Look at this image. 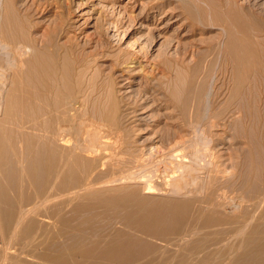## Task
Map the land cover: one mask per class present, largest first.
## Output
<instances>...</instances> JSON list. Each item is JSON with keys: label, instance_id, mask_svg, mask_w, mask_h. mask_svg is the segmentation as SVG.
Here are the masks:
<instances>
[{"label": "rangeland", "instance_id": "rangeland-1", "mask_svg": "<svg viewBox=\"0 0 264 264\" xmlns=\"http://www.w3.org/2000/svg\"><path fill=\"white\" fill-rule=\"evenodd\" d=\"M238 1L243 6H239ZM80 123L81 126H84L83 128H81ZM85 124L90 127L97 125L99 132L104 135L103 141L109 138L108 144H103L106 147L100 148L99 152L105 157L104 159L99 160L93 156H88L87 152L75 150L78 141L76 139H80L81 135L83 137L79 140L80 142L81 140H89V135L86 134L88 127ZM0 127V139H2L0 140V165L2 166V168L0 166V177L2 178H0V190H2L0 202L3 204L7 202L5 206L8 204L6 206V210L9 212H7L8 216L11 214L8 218L4 212V205L0 203L2 205L0 214L3 209V213H5L4 217L2 215L4 221L0 216L2 219L0 222V241L5 240L4 243L0 242V252L5 253V246L7 242L9 244L7 245L9 247L5 253L6 256L0 253V264H9V262L14 264L15 256L19 255L20 250L24 252L22 254L23 259L27 255V258H33L32 253L42 256L47 241L51 239L64 241L65 239L60 230L68 227L59 223L56 219L59 212L51 211V205L47 204L45 196L46 186L48 188L49 185L45 183L48 181L47 168L38 163V171L42 175H36L32 165L30 166L32 155L43 153L54 144L58 149L60 164L67 160V157L69 165L73 162L76 163L75 159L79 155L82 156L80 164L77 163L74 166L78 172L74 170L65 177L67 186L64 194H67L64 198L66 197L68 204L66 203L62 214H66V217L73 216L74 222H78L77 220L87 222H84L85 231L83 229V232L77 230L78 233L82 232L84 238H89L91 232V235H95L93 237L95 239L98 230H100L98 235L101 236L97 235V238H102L103 234V238L104 236L107 237L105 233L112 236L120 230L127 231L128 234L132 233L142 240L146 238L155 244V250L159 247L163 249L157 250L161 254L153 250L145 255V257L149 256L146 259L151 257L150 260L154 261V264H180L181 262H178L180 256L186 255L189 249H192L188 248L191 246L195 249L191 250L192 252L189 251V256H182L184 260L181 257V264L186 262L190 264L193 261L189 259L190 257L195 261L192 264H202V262L214 264L220 258L222 259L216 264H221V261L222 264H235L237 261V264H259L261 262L262 259L254 261L255 258L252 256L250 259L251 256L248 255L264 247L262 246V244L264 245V215H261L264 214V200H262L264 199V0H0ZM75 128L79 130L77 133ZM110 128H113L114 131ZM115 128L119 132L115 131ZM81 129L83 133H81ZM60 130L64 131L60 132ZM68 130L74 131V133H69V135ZM111 130L114 132L113 134ZM74 134H78L79 138ZM61 135H69L67 139L72 140L66 143ZM111 135L116 138L111 137ZM73 136L76 137L73 138ZM114 139L115 141L117 139L118 142H115ZM3 140H6L8 144L4 143ZM119 143L124 144L123 148ZM112 144L119 146L118 148L121 150L118 148V151L115 150L116 146ZM6 145H9V148ZM10 145L12 146L10 147ZM111 147L115 149L112 150ZM107 149L110 150V153H106ZM138 150L141 151L140 154ZM112 151L118 154L112 155ZM132 154H138V158ZM108 157L109 159L113 158L112 162L115 159L116 164L115 162L112 163ZM143 157L144 159H142ZM153 157L154 163H151ZM157 158L159 159L157 160ZM94 159L95 167H100L101 171L97 185H94L96 188L93 187L102 190V196L107 199L113 196L124 198L125 208L117 207L114 204L116 200L113 199L109 202H99L98 206L88 210H79L80 212L73 210L75 204H71L72 198L76 200L80 198L82 200L76 202L83 203L88 201L83 196L91 195L89 192L92 191L89 190L91 186L79 185V181L82 182L81 179L85 181L87 162ZM133 159H139L136 160L138 164ZM142 160L148 163L143 162L142 164ZM103 161L105 166H108L106 169H103L105 168L104 165L102 167ZM155 161H158V164ZM163 162L167 163L168 166ZM185 162L187 163L185 164ZM146 165L149 169H146ZM151 165L156 167L160 174L152 173L154 168ZM115 166L116 168H114ZM136 167L137 170L144 168L147 172L153 169L148 172L150 175H147L145 180V175L148 173L144 174L142 169L140 173L139 171L137 174L135 173L138 177L135 174L132 177L133 174L131 175V173L132 171L133 173L136 172ZM159 167L163 172L159 170ZM3 168L5 170L6 168L7 170L14 168L15 170L10 175L9 171L6 173ZM163 168L169 172H164L165 169ZM178 168L179 170L184 168V170H180V172L177 170ZM189 169L195 172L190 173ZM176 172L177 174H175ZM183 173L185 174L183 175ZM140 174L142 176L144 174L143 180L139 176ZM153 174L154 176L157 175V178H154ZM115 175L119 177V180L116 179L117 176ZM174 175H178L176 176L178 178L180 176L186 177L185 181L181 177L183 180L181 181L186 185V188L187 185L188 187L190 185L189 189L193 188L191 185L194 186V190L191 189V192H195L197 187L205 188L203 189L204 192L200 189L204 195L200 193L199 189L196 190L199 191L198 193L195 192L196 197L199 196L197 199L206 196L205 194H208L211 189H218L219 191H216L213 198L217 203L222 201L223 205L220 204L221 206L217 207L213 206L215 204L206 202L201 204L194 202L186 205L182 209L184 219L181 225L168 230L161 235L162 238H154L126 226L121 217L124 212L130 211V208L131 210L147 212L163 205L166 199L184 200L188 198L189 200L191 197L192 199L195 198L193 192L189 196L190 190L187 194L188 188L184 190L185 186L178 187L181 183L180 178L177 183L179 185L176 186L177 181L175 182V180L177 178ZM242 176L245 177L242 178ZM11 177H15V180ZM127 178L133 181L131 182ZM131 178H135V180ZM169 178H173L171 181L175 182L176 185ZM72 179L77 182H72ZM105 179L109 182H105ZM125 179L129 182L124 181ZM153 179L155 180L153 181ZM202 179L203 181H201ZM60 181H62L61 178L56 179L57 184ZM148 181L151 185L156 184L158 187L153 186L149 189L151 185ZM17 182L19 185L16 184ZM111 182L115 185H112ZM213 182H216V185ZM146 183L149 186L145 185ZM171 184L175 185V190L173 189L174 186L170 188ZM8 186L10 190L7 188ZM97 186L99 187L97 188ZM83 189L84 191H82ZM73 191H76L77 197ZM216 195L217 197H215ZM68 197H71V202ZM248 197L249 199H247ZM57 199H60L59 194ZM40 201L42 205L39 204ZM13 202H15L16 208H14ZM244 202L247 204L245 205ZM239 204L240 207L237 206ZM258 204L259 207L256 208ZM210 205L212 206L210 207ZM31 206L32 208L35 206L33 210L37 209L33 212ZM20 207L24 208L20 210ZM23 209L25 210L23 211ZM212 209L216 211L212 212ZM106 210L107 212L101 215ZM113 210L115 211L113 212ZM27 211L29 212L25 214ZM31 211L32 213H30ZM42 212L46 214L45 218L41 214ZM81 212H88L89 215L88 213L82 215ZM34 213L37 215L34 216ZM26 215L34 218L30 219L25 217ZM97 215L102 217L98 216L97 218ZM109 215L110 218L108 219ZM89 217H93L96 221L92 219L89 223V220L86 219ZM49 218L54 221L51 220L49 223ZM99 218L101 221L98 220ZM25 219L31 221L27 223ZM33 219L35 223L39 221L36 224L35 232L30 235L26 233L27 236H25L22 232L24 227L21 226L23 224L26 226L27 224H35ZM197 219L199 221L196 222ZM18 220H23V222L20 221L22 224H19ZM218 220L221 223H217ZM242 221L244 223L241 226ZM42 222H47V224ZM194 222L197 224H193ZM76 224L74 223V225ZM90 224H94L95 227ZM219 224H223V227L221 225L220 228ZM51 225L53 226L52 229ZM15 226H20V228L15 230ZM185 227L188 228V231ZM57 230H59V234L56 233ZM16 231H21L22 236L19 232L17 235ZM77 231L74 232L77 234ZM92 231L96 234L94 232L92 234ZM249 231L250 233H248ZM257 231H260V237H258ZM42 232L44 233L40 234ZM74 232L70 231L66 237L72 236ZM189 232L192 233H190L191 238ZM76 234L74 235L79 237L80 234ZM16 239L22 244L17 243ZM12 241L17 242L14 245ZM29 241L31 248H29L30 245H27ZM24 243L27 244L24 245ZM256 244L261 246H256ZM34 245L36 246L34 247ZM33 247L36 249L34 250ZM30 249L36 253L32 250L30 252ZM197 252L201 256L200 258H198ZM154 253L159 254V256ZM8 255H10L9 261L7 260ZM154 255L155 257H152ZM204 255L208 262L204 259ZM195 256L201 259V263ZM4 257H6L5 260ZM208 257L211 259L208 260ZM33 259L42 260L35 257ZM165 259L168 260L165 262ZM174 260L177 261L174 263ZM244 260L245 262H243ZM2 261L3 263H1ZM158 261L160 262L158 263Z\"/></svg>", "mask_w": 264, "mask_h": 264}, {"label": "bare ground", "instance_id": "bare-ground-1", "mask_svg": "<svg viewBox=\"0 0 264 264\" xmlns=\"http://www.w3.org/2000/svg\"><path fill=\"white\" fill-rule=\"evenodd\" d=\"M165 1H168V0H165ZM170 1V0H169ZM141 3H143V2H141ZM172 3V2H171ZM238 3V5L239 6H243L242 4H239V1L237 2ZM227 10H229L228 8H227ZM227 21V20H226ZM234 27V26H233ZM227 29V28H226ZM236 29V28H235ZM238 30V29H237ZM18 48H19V46H18ZM26 49V48H25ZM27 50V49H26ZM26 50H24L25 52H26ZM19 51H20V49H19ZM24 54V53H23ZM20 55V54H19ZM21 55H22V53H21ZM231 59V58H230ZM230 62V61H229ZM232 62V61H231ZM232 65V64H231ZM250 92V91H249ZM254 92V91H253ZM124 103V102H123ZM126 106V105H125ZM134 108V107H133ZM125 109V108H124ZM132 110V109H131ZM134 111H136V110H134ZM126 112V111H125ZM130 113V112H129ZM124 114V113H123ZM133 114V113H132ZM74 119H76V117H74ZM87 121V120H86ZM80 122V121H79ZM79 122H77V123H79ZM91 122V121H90ZM84 123V122H83ZM71 125V124H70ZM86 125V124H85ZM91 126H92V124H90ZM58 126V125H57ZM72 126V125H71ZM78 126H79V124H78ZM80 126H81V123H80ZM87 126V125H86ZM97 125H93V127H90V126H87L88 128V131H87V135H89V140L87 139V140H85V141H83V140H81V142L83 141V143H81L79 140L80 139H82L81 137H83L82 135H81V133H83L82 132V129H81V133H79L81 136H80V139H76V141L78 142H76V141H74V142H76V151L78 150V151H83V152H87L88 153V156H93L94 158H96V159H99V160H101L102 158L104 159L105 157L102 155V154H100L99 152H100V148H102V147H106L105 145L103 146V144L105 143V144H108L107 143V140L109 139L108 137V139H105V141H103L102 140V138L104 137V135H102L100 132H99V130H98V128L96 127ZM84 126L82 125L81 126V128H83ZM59 129H60V127H58ZM79 128V127H78ZM78 128H77V130H76V128L74 129V130H76V133L80 130V128H79V130H78ZM86 128V127H85ZM84 128V129H85ZM90 128V129H89ZM102 128V127H101ZM117 128V127H116ZM115 128V131L117 130ZM0 129H1V127H0ZM63 129H65V128H63ZM67 129V128H66ZM87 129H85V130H87ZM100 129V128H99ZM107 129V128H106ZM106 129H104V130H106ZM109 129V128H108ZM110 129H113V128H110ZM73 130V129H72ZM85 130H83V131H85ZM102 130H103V128H102ZM64 131V130H63ZM63 131H61L60 130V132H63ZM93 133H92V132ZM110 131V130H109ZM113 131H114V129H113ZM112 130H111V132H112V134L114 133ZM52 132H54V131H52ZM67 132V131H66ZM106 132V131H105ZM110 132V133H111ZM117 132H119L118 130H117ZM116 132V133H117ZM55 133V132H54ZM57 133V132H56ZM73 134L74 133V131L73 132H71V131H69L68 130V134ZM85 133V132H84ZM65 134H67V133H65ZM69 134V135H70ZM85 134V135H86ZM1 135V134H0ZM11 135V134H10ZM69 135H64L65 137H66V139H65V137L64 136H62V138H64V140H65V142L67 143V141L68 142H70L71 140H69V139H67L68 137L67 136H69ZM74 135H76V134H74ZM84 135V136H85ZM118 135H120L119 133H118ZM78 138H79V135L77 134L76 135ZM76 136H73V138L74 137H76ZM108 136V135H107ZM110 136V135H109ZM7 137V136H6ZM8 137H9V135H8ZM56 137H57V135H56ZM71 137V136H70ZM88 137V136H87ZM111 137H113L112 135H111ZM110 137V138H111ZM118 137V136H117ZM121 137H123L122 135H121ZM57 138H59V137H57ZM61 138V139H62ZM72 138V137H71ZM113 138H116L115 136L113 137ZM7 139V138H6ZM52 139H54V138H52ZM60 139V140H61ZM85 139V138H84ZM112 139V138H111ZM119 139V138H118ZM123 139V138H122ZM0 140H2V139H0ZM58 140V139H57ZM102 140V141H101ZM133 140V139H132ZM4 141V140H3ZM54 141H56V139H54ZM62 141H63V139H62ZM62 141H61V143H62ZM114 141H115V139H114ZM116 141H117V139H116ZM115 141V142H116ZM120 141H122V142H124L123 140H120ZM119 141V142H120ZM6 142V140L4 141V143ZM52 142V141H51ZM51 142H50V144H51ZM58 142V141H57ZM74 142H71L72 144L74 143ZM111 142V141H110ZM118 142V141H117ZM121 142V143H122ZM3 143V142H2ZM7 143V142H6ZM47 143H49V142H47ZM54 143V142H53ZM59 143V142H58ZM65 143V144H66ZM70 143V144H71ZM121 143H119L120 145H121ZM135 143V142H134ZM133 143V144H134ZM8 144V143H7ZM14 144H15V142H14ZM13 144V145H14ZM62 144H64V142L62 143ZM111 144V143H110ZM115 144V143H114ZM114 144H112V145H114ZM117 144V143H116ZM5 145V144H4ZM59 145V144H58ZM67 145H69V144H67ZM124 145V144H123ZM123 145H121V148H123L122 146ZM7 146V145H6ZM12 145H10V147H11ZM33 146V145H32ZM36 146V145H35ZM43 146V145H42ZM73 146V145H72ZM110 146V145H109ZM114 146H116V145H114ZM113 146V147H114ZM113 147H111L110 149H112V150H114L115 148V150H117L118 151V147L119 146H116L114 149H113ZM5 148V147H4ZM7 148H9V145L7 146ZM6 148V149H7ZM67 148H69V147H67ZM108 148V147H107ZM118 148V149H117ZM14 149V148H13ZM34 149H35V147H34ZM45 149V148H44ZM74 149V148H73ZM158 149V148H157ZM29 150V149H28ZM61 150V149H60ZM71 150V149H70ZM119 150H121V149H119ZM142 151H143V149H141ZM62 151H63V149H62ZM68 151H69V149H68ZM74 151V150H73ZM109 151V152H108ZM129 151V150H128ZM139 151V150H138ZM154 151V150H153ZM156 151V150H155ZM64 152V151H63ZM62 152V154H64ZM105 152H106V150H105ZM113 152V153H112ZM111 153H112V155L113 154H118V153H115L114 151H112ZM122 152V151H121ZM140 152L141 151H139V154H140ZM3 153V152H2ZM6 153H7V151H6ZM28 153H29V151H28ZM87 153H85V154H87ZM106 153H110V150H108L107 149V152ZM119 153H120V151H119ZM133 153V152H132ZM153 153V152H152ZM22 154V153H21ZM73 154V153H72ZM121 154V153H120ZM142 154H143V152H142ZM203 154V153H202ZM13 155V154H12ZM98 155V156H97ZM108 155H110V154H108ZM115 155V156H116ZM121 155H123V154H121ZM130 155H131V151H130ZM129 155V156H130ZM132 155H136V154H132ZM155 155V154H154ZM16 156H18L17 154H16ZM68 156V155H67ZM138 156V154L136 155V158H138L137 157ZM163 157H164V155H162ZM166 156V155H165ZM209 156V155H208ZM212 156V155H211ZM5 157V156H4ZM65 157V156H64ZM116 157H118V156H116ZM148 157V156H147ZM160 157V156H159ZM8 158H10V157H8ZM89 158V157H88ZM91 158V157H90ZM119 158H120V156H119ZM118 158V159H119ZM126 158V157H125ZM129 158V157H128ZM131 158V157H130ZM156 158V157H155ZM161 158V157H160ZM187 158V157H186ZM192 158H193V156H192ZM216 158V157H215ZM12 159H13V157H12ZM25 159V158H24ZM70 159V158H69ZM107 159V158H106ZM108 159H109V157H108ZM117 159V158H116ZM124 159V158H123ZM142 159H144V157L142 158ZM150 159H152V158H150ZM159 158H157V160H158ZM162 159V158H161ZM173 159V158H172ZM189 159V158H188ZM3 160H4V158H3ZM9 160H11V159H9ZM71 160V159H70ZM69 160V161H70ZM81 160H82V156H78L76 159H75V162L76 163H71L70 165H69V162H68V157H67V160H65L62 164H60L59 163V158H58V149H57V146H55V144H54V146H50V147H48V149H46L45 150V152H43V153H35V155H32L31 156V163H30V166L32 165V167H33V171L35 172V174L36 175H38V174H41V173H39V171H38V163H40V164H42L43 166H44V168H47L46 170H47V179H48V181L47 182H45V183H47V184H49L48 185V188H47V186H46V190L47 191H45L46 192V195H45V193H44V195L46 196V200H47V204L50 206L51 205V209H50V207L48 206V208L51 210V211H53V212H59V215L57 216V218L56 219H58V221H59V223L60 224H62L63 226L65 225V227H68V228H64V229H62V230H60L61 232L60 233H62L63 234V236L65 237V239H64V241H57V240H54V239H51V240H49V241H47V243H46V246H45V252L43 253V255L42 256H39V255H35L34 253H32V255L35 257V258H37V259H42V260H38V261H36V260H34L32 257L30 258H27L28 257V255H27V257H25L24 259H23V257H22V254L24 253L22 250H20V253H18L19 255H17V256H15V263L14 264H154L153 262L154 261H152V260H150L151 259V257H150V259H146V258H148L149 256H147V257H145V255H147L148 253H150V252H152L153 250H155V244L154 243H152L151 241H148V240H146V238H144L143 240H145V241H143L140 237L139 238H137V237H135V235H133L132 233H130V234H128V232L127 231H118V232H115L114 230H112V231H114L113 233H114V235L112 234V236H111V234H108V233H105V234H107V237H105L104 236V238H103V235H102V238H99L100 236L98 235V233L100 232V230H98L99 232L96 234L94 231H92V234H93V232L96 234V238L94 239L93 237L95 236V235H91V232H90V237L88 238V237H86V238H84V235L82 234V232H83V230H84V228H85V225H84V222L85 223H87L86 221H80L79 222V220H77L78 222H74V219L72 218V217H66L65 215L66 214H62L63 212H64V208H65V206H66V203L68 202V201H66V197L64 198V196L67 194H64L65 193V188H66V186H67V184H66V179H65V177L66 176H69V175H67L69 172H73L74 170H76L75 169V165L77 164V163H79V162H81ZM110 161L111 160H113V158L111 159H109ZM108 160V161H109ZM137 160V159H136ZM135 159H133V161H136ZM139 160V159H138ZM137 160V161H138ZM146 160V159H145ZM153 162L151 161V163H154V157H153ZM194 160V159H193ZM7 161V160H6ZM104 161H106V160H104ZM104 161H103V163H102V167H103V165H104V167L105 168H103V169H106V167H108V166H105V164H104ZM110 161H109V163H110ZM137 161H136V163H137ZM147 161V160H146ZM146 161H141L142 162V164H143V162H145L146 163ZM150 161V160H149ZM165 161V160H164ZM170 161V160H169ZM176 161V160H175ZM191 161V160H190ZM2 162V161H1ZM4 162V161H3ZM2 162V163H3ZM17 162V161H16ZM45 162V163H44ZM107 162V161H106ZM112 162V161H111ZM113 162H115V164H116V161H115V159H114V161ZM112 162V163H113ZM167 162V161H166ZM171 162V161H170ZM212 162V161H211ZM136 163H133V164H136ZM144 163V164H145ZM148 163V162H147ZM146 163V164H147ZM155 163H157L158 164V161L156 162L155 161ZM159 163H160V160H159ZM172 163V162H171ZM182 163H184V162H182ZM182 163H180V164H182ZM187 162H185V164H186ZM215 163V162H214ZM8 164V163H7ZM24 164V163H23ZM80 164V163H79ZM111 164V163H110ZM132 164V165H133ZM138 164V163H137ZM140 164V163H139ZM163 164H165L164 162H163ZM162 164V165H163ZM173 164V163H172ZM4 165V164H3ZM18 165V164H17ZM25 165V164H24ZM106 165H108L107 163H106ZM161 165V164H160ZM161 165V166H162ZM166 166H168V164L166 163L165 164ZM188 165V164H187ZM192 165V164H191ZM1 166V165H0ZM111 166V165H110ZM137 166V165H136ZM147 166L148 165H146V169H149V168H147ZM152 166V165H151ZM154 166H156V164H154ZM157 166H159V165H157ZM160 166V167H161ZM176 166V165H175ZM190 166V165H189ZM215 166V165H214ZM7 167V166H6ZM15 167H17V166H15ZM26 167V166H25ZM25 167H24V169H25ZM42 167V166H41ZM138 167V166H137ZM137 167H136V172L134 171V173H133V171H132V173H131V175H132V177L133 176H135L136 174H137V172L139 171V173H140V170L142 169L143 170V173L144 174H146V173H148V172H150L152 169H150L148 172L147 171H145L144 170V168H141L140 170L138 169L137 170ZM140 167H142V166H140ZM150 167V166H149ZM159 167V168H160ZM171 167V166H170ZM183 167V166H182ZM218 167V166H217ZM220 167V166H219ZM1 168H2V166H1ZM8 168V167H7ZM7 168H6V173H7V171H9V174L10 175H12V173L14 172V168H9L10 170H7ZM78 169H79V167H77ZM84 168V167H83ZM100 168V167H99ZM98 168V166H96L95 167V159L94 160H89L88 162H87V167H86V178H85V181L83 180V179H81V181L82 182H80L79 181V185H87V186H91L90 188H89V190H92V191H89V192H91V195H86V196H83L84 198H86L87 200H85L84 198H83V200H85V201H87V202H83V203H77L76 201H81L80 200V198L78 199V200H76V199H74V198H72V200H73V202H76V203H71L72 205L73 204H75L74 206H73V210L74 211H81V210H83V209H89V208H95L96 206H98V204H99V202H109V201H111V200H113V199H115L116 200V202L114 203L115 205H117V207H120V208H125V204H124V198H121V197H118V196H113V197H111L110 199H107V198H105L104 196H102V190H99V189H95L96 188V186H94L95 184L97 185V181H98V178L100 177V169ZM113 168V167H112ZM114 168H116V166L114 167ZM158 168V169H159ZM167 169H169V167H166ZM172 168V167H171ZM181 168V167H180ZM185 168V167H184ZM184 168L183 169H180V170H184ZM197 168V167H196ZM211 168V167H210ZM216 168V167H215ZM2 169V170H3ZM18 169V168H17ZM16 169V171L18 172V170ZM27 169V168H26ZM30 169H32V168H30ZM102 169V170H103ZM109 169V168H108ZM157 168L155 167L154 168V170L152 171V173H155V174H157L158 172H157V170H156ZM163 169H165V168H163ZM176 169V168H175ZM187 169V168H186ZM198 169V168H197ZM3 170V171H4ZM80 170V169H79ZM156 170V171H155ZM159 170H162L161 168L159 169ZM158 170V171H159ZM177 170H179V168L177 169ZM179 170V171H180ZM188 170V169H187ZM190 170V169H189ZM211 170V169H210ZM41 171H43V170H41ZM77 171V170H76ZM106 171V170H105ZM108 171V170H107ZM110 171V170H109ZM121 171H123V170H121ZM127 171V170H126ZM155 171V172H154ZM165 171H168L169 172V170H164V172ZM171 171V170H170ZM20 172V171H19ZM78 172V171H77ZM111 172V171H110ZM120 172V171H119ZM142 172V171H141ZM160 172V171H159ZM162 172H163V170H162ZM172 172V171H171ZM171 172L170 173H168V177H169V174H171ZM181 172V171H180ZM185 172V171H184ZM190 173H193V172H195V171H193L192 172V170H190L189 171ZM188 172V173H189ZM203 172V171H202ZM104 173V172H103ZM129 173V172H128ZM126 174V175H128L129 177H131L129 174ZM136 173V174H135ZM138 173V174H139ZM186 173V172H185ZM185 173H183V175L185 174ZM190 173H189V175H190ZM198 173V172H197ZM3 174V173H2ZM19 174V173H18ZM54 174H55V176H54ZM80 174V173H79ZM106 174H108L107 172H106ZM116 174V173H115ZM120 174V173H119ZM135 174V175H134ZM144 174H143V176L140 174L139 176H141V178L142 177H144ZM158 174H160V173H158ZM175 174H177V172L175 173ZM179 174H181V173H179ZM5 175V174H4ZM22 175V174H21ZM20 175V176H21ZM42 175V174H41ZM40 175V176H41ZM83 175V174H82ZM124 175V174H123ZM126 175H124V176H126ZM147 175H150L149 173L148 174H146L145 175V180H146V178L148 177ZM162 175V174H161ZM160 175V176H161ZM164 175H165V173H164ZM167 175V174H166ZM3 176V175H2ZM7 176H8V174H7ZM18 176V175H17ZM110 176H111V174H110ZM115 176H117V175H115ZM127 176V177H128ZM137 176V175H136ZM147 176V177H146ZM153 176H154V174H153ZM157 176V175H156ZM156 176H154V178L156 177ZM175 176V175H174ZM173 176V177H174ZM176 176H178V175H176ZM175 176V177H176ZM195 176V175H194ZM198 176V175H197ZM6 177V176H5ZM16 177V176H15ZM14 177V178H15ZM32 177V176H31ZM42 177V176H41ZM74 177H76V176H74ZM114 177V176H113ZM121 177V176H120ZM138 177V176H137ZM137 177H136V179H137ZM167 177V176H166ZM171 177V176H170ZM181 177H182V179H184V181H185V178H184V176H180L179 178H180V181L182 180L181 179ZM245 177V176H244ZM243 176H242V178H244ZM251 177V176H250ZM254 177V176H253ZM1 178V177H0ZM8 178V177H7ZM12 178V177H11ZM14 178H12V179H14ZM18 178V177H17ZM21 178V177H20ZM59 179V178H61L62 179V181H60V183L59 184H57L56 183V179ZM119 177L117 176V180H119L118 179ZM123 178H126V177H123ZM150 178L152 179V176H150ZM157 178V177H156ZM159 178V177H158ZM177 178V180H175V182H176V184L178 183V177H176ZM176 178H174V179H176ZM195 178V177H194ZM199 178V177H198ZM255 178V177H254ZM2 179V178H1ZM128 179V178H127ZM127 179H125L124 181H127ZM131 179H134L135 180V178H131ZM160 179V178H159ZM162 179V178H161ZM170 179V178H169ZM168 179V180H169ZM173 179V178H172ZM172 179H170V181L172 180ZM217 179V178H216ZM5 180V179H4ZM15 180V179H14ZM32 180V179H31ZM38 180V179H37ZM115 180V179H114ZM117 180H115V181H117ZM129 180V179H128ZM141 180V179H140ZM142 180H143V178H142ZM148 180V179H147ZM150 180V179H149ZM155 179H153V181H154ZM167 180V179H166ZM187 180V179H186ZM200 180V179H199ZM3 181V180H2ZM1 181V182H2ZM8 181V180H7ZM18 181V180H17ZM74 181H76V180H73L72 179V182H74ZM113 181V180H112ZM115 181H114V183H115ZM121 181V180H120ZM119 181V183H121ZM129 181H131V180H129ZM129 181H127V183L129 182ZM133 181V180H132ZM131 181V182H132ZM137 181V180H136ZM151 181V180H150ZM152 181V182H153ZM157 181V180H156ZM170 181H167V182H170ZM174 181V180H173ZM179 181V182H180ZM183 181V180H182ZM181 181V183H183ZM201 181H203V179L201 180ZM211 181V180H210ZM250 181H251V179H250ZM14 181L12 180V183H13ZM43 182V181H42ZM49 182V183H48ZM68 182V181H67ZM77 182V181H76ZM76 182H74V183H76ZM104 182V181H103ZM105 182H107L106 181V179H105ZM109 182V181H108ZM107 182V183H108ZM138 182H139V179H138ZM149 182V181H148ZM151 182V183H152ZM158 182V181H157ZM166 182V181H165ZM164 182V183H165ZM172 182V181H171ZM170 182V183H171ZM175 182H172L173 184H175ZM186 182H188V180L186 181ZM193 182V181H192ZM197 182H199V181H197ZM196 182V183H197ZM247 182V181H246ZM255 182V181H254ZM113 183V184H114ZM125 183V182H124ZM136 183V182H135ZM156 183V182H155ZM180 183V186H178L179 184H175L176 186H178V187H181V185H183V186H185V189L184 190H186L187 188V190H186V192H187V194L189 193V192H191V189H193L194 188V186H192L191 185V187H193V188H190L189 189V187H190V185H189V187H188V185H187V188H186V185H184V183L183 184H181ZM190 183V182H189ZM189 183H187V184H189ZM199 183H203V182H199ZM215 183V185H216V182H213V184ZM2 184V183H1ZM9 185H10V182L8 183ZM16 184H18L19 185V183L17 182ZM24 184V183H23ZM44 184V183H43ZM70 184H71V182H70ZM104 185H105V183H103ZM111 184H112V182H111ZM112 184V185H113ZM118 184V183H117ZM131 184V183H130ZM134 184V183H133ZM143 184V183H142ZM141 184V185H142ZM149 184H150V182H149ZM149 184H145V185H147V186H149ZM162 184V183H161ZM167 184V183H166ZM173 184H171L170 185V188H171V186L173 187L174 186V190H175V185H173ZM186 184V183H185ZM206 184H208V183H206ZM210 184V183H209ZM218 184V183H217ZM249 184V183H248ZM252 184V183H251ZM99 185V184H98ZM115 185V184H114ZM151 185V184H150ZM194 185H196V186H199V185H197V184H194ZM212 185V184H211ZM242 185V184H241ZM74 186V185H73ZM95 188H94V187ZM100 186V185H99ZM99 186H97V188L99 187ZM107 186H109L108 184H107ZM107 186H104V187H107ZM121 186V185H120ZM125 186V185H124ZM144 186V185H143ZM158 187V185L156 186V184H154V185H151V186H149V189H151L152 187ZM166 186H168V185H166ZM183 186H182V188H183ZM195 186V187H196ZM201 186V185H200ZM204 186V185H203ZM250 186V185H249ZM251 186H253V185H251ZM255 186V185H254ZM5 187V186H4ZM17 187V186H16ZM15 187V188H16ZM77 187V186H76ZM85 187V186H84ZM100 187H103V186H100ZM116 187V186H115ZM163 187V186H162ZM177 187V188H178ZM206 187V186H205ZM208 187V186H207ZM206 187V188H207ZM211 187V186H210ZM213 187V186H212ZM215 188H216V186H214ZM217 187H219V186H217ZM241 187V186H240ZM8 189H9V186L7 187ZM14 188V187H13ZM68 188V187H67ZM88 188V187H87ZM147 188V187H146ZM145 188V189H146ZM169 188V187H168ZM203 188V187H202ZM234 188V187H233ZM22 189V188H21ZM80 189V188H79ZM148 189V188H147ZM166 189V188H165ZM197 189H199V191H200V193H202L203 194V192H204V190L203 189H205V188H203V189H201V187L199 188V187H197ZM196 189V190H197ZM203 191H201V190ZM211 189V188H210ZM225 189V188H224ZM251 189H252V187H251ZM254 189V188H253ZM255 189H256V187H255ZM10 190V189H9ZM9 190H8V192H9ZM15 190V189H14ZM45 190V189H44ZM67 190V189H66ZM85 190H86V188H85ZM167 190V189H166ZM177 190V189H176ZM190 190V191H189ZM194 190V189H193ZM195 190V192H199V191H196ZM240 190V189H239ZM71 191V190H70ZM77 191V190H76ZM76 191H73L74 192V195H76ZM81 191V190H80ZM82 191H84V189L82 190ZM181 191H183V190H181ZM189 191V192H188ZM207 192H208V190H206ZM216 191H219L218 189H211V191L208 193V194H205L206 196H204V197H200L199 199H197L198 197H196V193L194 192V191H192L193 193H194V195H195V198H193L192 199V197H191V199L189 198V200H188V198H186V199H184V200H177V199H175V200H173V198L172 199H166V200H164V203H163V205H160L158 208H155L154 210H148L147 212H144V211H142V210H131V208H130V211H127L126 213L124 212L123 213V216L121 217L122 219V221H123V223L126 225V226H128L129 228H134V229H136L137 231H139V232H141V233H144L145 235H148V236H153L154 238H156V237H158V238H160L161 237V235H163L164 233H166L168 230H172L173 228H175L176 226H178L179 224L181 225V222L183 221V212H182V209L186 206V205H189V204H193L194 202H198V203H203V202H206V203H210V204H215V205H213V206H217V207H220L221 205L220 204H222L223 205V203H222V201H218L219 203H217L216 201H215V199L213 198V195H215L216 194ZM224 191V190H223ZM222 191V192H223ZM227 191V190H226ZM225 191V192H226ZM231 191V190H230ZM0 192L2 193V190H0ZM14 192V191H13ZM22 192H23V190H22ZM172 192H174V191H172ZM186 192H185V194H186ZM192 192L191 193H189V196H191L192 195ZM207 192H205V193H207ZM228 192V191H227ZM247 192V191H246ZM87 193V192H86ZM177 193V192H176ZM179 193V192H178ZM219 193H221V192H219ZM229 193V192H228ZM231 193V192H230ZM4 194V193H3ZM19 194V193H18ZM59 194V198L60 199H57V195ZM69 194V193H68ZM72 194V193H71ZM82 194V193H81ZM184 194V195H185ZM226 194V193H225ZM238 194V193H237ZM246 194V193H245ZM249 194H251V193H249ZM2 195V194H1ZM6 195V194H5ZM20 195H21V192H20ZM144 195V194H143ZM204 195V194H203ZM217 195H218V193H217ZM217 195L215 196V197H217ZM228 195V194H227ZM264 195V194H263ZM7 196V195H6ZM23 196V195H22ZM45 196H43L44 197V199H45ZM68 196H70V194L68 195ZM78 196V194L76 195V197ZM146 196H148V195H146ZM241 196V195H240ZM248 196H251V195H248ZM1 197V196H0ZM4 197V196H3ZM36 197V196H35ZM80 197V196H79ZM149 197V196H148ZM220 197V196H219ZM219 197H218V199H219ZM221 197H223V196H221ZM246 197V196H245ZM258 197V196H257ZM6 198V197H5ZM20 199H21V197H19ZM68 198H70V202H71V197H68ZM238 198V197H237ZM244 198V197H243ZM253 198V197H252ZM260 198V197H259ZM25 199V198H24ZM23 199V200H24ZM37 200H38V198H36ZM147 199V198H146ZM156 199V198H155ZM180 199V198H179ZM183 199V198H182ZM240 199V198H239ZM247 199H249V197L247 198ZM247 199H245V200H247ZM10 200V199H9ZM34 200V199H33ZM36 200V201H37ZM42 200H43V198H42ZM41 200V201H42ZM69 200V199H68ZM153 200V199H152ZM231 200V199H230ZM262 200H264V199H262ZM7 201V200H6ZM41 201H40V203L39 204H41L42 205V203H41ZM136 201V200H135ZM134 201V202H135ZM226 201H227V199H226ZM236 201H238V202H240L239 200H236ZM242 201V200H241ZM244 201V200H243ZM260 201V200H259ZM4 202V201H3ZM31 202V201H30ZM228 202V201H227ZM263 202V201H262ZM0 203H2V202H0ZM7 203V202H6ZM6 203H2L3 205H4V207H5V210H4V212H6V214H7V217L9 218L10 216H11V214H10V216H8V211L6 210V206L8 205H6L5 206V204ZM14 204H13V206L14 205H16L15 204V202H13ZM23 203V202H22ZM33 203H35L34 201H33ZM43 203H46V202H43ZM150 203V202H149ZM226 203V202H225ZM224 203V204H225ZM229 203V202H228ZM228 203H227V205H228ZM243 203V202H242ZM21 204V203H20ZM68 204V203H67ZM70 204V203H69ZM128 204V203H127ZM236 204H238V203H236ZM244 204H245V202H244ZM247 204V203H246ZM245 204V205H246ZM1 205V204H0ZM35 205V204H34ZM40 205V206H41ZM46 205V204H45ZM71 205V206H72ZM132 205V204H131ZM130 205V206H131ZM147 205H149V204H147ZM206 205V204H205ZM208 205V204H207ZM230 205V204H229ZM232 205H233V203H232ZM244 205V206H245ZM21 206H23L22 204H21ZM36 206H37V204H36ZM109 206V205H108ZM138 206V205H137ZM212 205H210V207H211ZM226 206V205H225ZM231 206V205H230ZM238 207H240V204L239 205H237ZM0 207H2V205L0 206ZM25 207V206H24ZM24 207H20L19 209L21 210V208H24ZM30 207V206H29ZM35 206H33V208H34ZM117 207H115V208H117ZM136 207V206H135ZM209 207V206H208ZM207 207V208H208ZM234 207L236 208V205H235V202H234ZM242 207V206H241ZM252 207H255V206H252ZM257 207H259V204H258V206L256 205V208ZM261 207V206H260ZM14 208H16L15 206H14ZM27 208V207H26ZM33 208H32V206H31V210H33ZM42 208H43V206H42ZM45 209H46V207H44ZM47 208V210H49ZM67 208H68V206H67ZM66 208V209H67ZM127 208H128V206H127ZM231 208V207H230ZM35 209H37V208H35ZM34 209V210H35ZM70 209V208H69ZM99 209V208H98ZM97 209V210H98ZM101 209H103V208H101ZM111 209V208H110ZM109 209V210H110ZM129 209V208H128ZM144 209V208H143ZM147 209V208H146ZM195 209V208H194ZM226 209H228V208H226ZM255 209V208H254ZM3 210H2V213H3ZM9 210V209H8ZM19 210V212H21ZM25 209H23V211H24ZM34 210H33V212H34ZM41 210V209H40ZM49 210V211H50ZM94 210V209H93ZM93 210H90L91 212L93 211ZM112 210V209H111ZM115 210H117V209H115ZM115 210H113V212L115 211ZM125 210V209H124ZM206 210V209H205ZM210 210V209H209ZM231 210V209H230ZM232 210H234L233 208H232ZM252 210V209H251ZM30 211V210H29ZM29 211H27L25 214H27ZM44 211H46V210H44ZM79 211V212H80ZM123 211V210H122ZM194 211V210H193ZM192 211V212H193ZM208 211V210H207ZM213 211H216V210H214V209H212V212ZM8 212V213H7ZM36 212V211H35ZM40 212V211H39ZM39 212H38V214H39ZM47 212V211H46ZM71 212H72V210H71ZM89 212V211H88ZM88 212H86V213H88ZM90 212V213H91ZM104 212H107V210L106 211H103V213H101V215H103L104 214ZM109 212H112V211H109ZM204 212V211H203ZM210 212H211V210H210ZM209 212V213H210ZM221 212H222V210H221ZM233 212V211H232ZM0 214V216H1V218H2V215H3V217L5 216L4 214L5 213H3V214ZM14 213H15V210H14ZM30 213H32V211L30 212ZM29 213V214H30ZM37 213V212H36ZM50 213V212H49ZM82 213V215L85 213H83V212H81ZM85 213V214H86ZM244 213H245V211H244ZM21 214V213H20ZM28 214V215H29ZM35 214V213H34ZM41 214H43L44 215V218L46 217V214H44L43 212L41 213ZM68 214V213H67ZM71 214V213H70ZM119 214V213H118ZM125 214V215H124ZM198 214V213H197ZM202 214V213H201ZM204 214V213H203ZM207 214V213H206ZM13 215H15V214H13ZM37 214H35L34 216H36ZM48 215V214H47ZM74 215V214H73ZM76 215H77V213H76ZM81 215V214H80ZM88 215H89V213H88ZM87 215V216H88ZM205 215V214H204ZM208 215V214H207ZM236 215V214H235ZM262 216L264 215L263 213L261 214ZM17 216H18V214H17ZM22 216V215H21ZM24 216V215H23ZM40 216V215H39ZM48 216H51V215H48ZM98 216L99 217H102V216H100V215H97V218H98ZM119 216V215H118ZM251 216V215H250ZM250 216H249V218H250ZM262 216H260L261 218H262ZM15 217V216H14ZM19 217V216H18ZM25 217H28L27 215L25 216ZM24 217V218H25ZM41 217V216H40ZM39 217V218H40ZM80 218H82L81 216H79ZM96 217V216H95ZM108 217V216H107ZM188 217V216H187ZM197 217V216H196ZM203 217H205V216H203ZM240 217V216H239ZM260 217H258V218H260ZM0 218V222H2L1 220L3 219V221H4V218H2L1 219ZM21 218H23V217H21ZM28 218H30V217H28ZM32 218H34V217H31L30 219H32ZM43 218V217H42ZM43 218V219H44ZM110 218V215H109V217H108V219ZM214 218V217H213ZM243 218V217H242ZM5 219H7V218H5ZM13 219V218H12ZM38 219V218H37ZM36 219V220H37ZM41 219V218H40ZM39 219V220H40ZM50 219V218H49ZM86 219H88L89 220V223H91V221H92V219H94L93 217H89V218H86ZM101 218H99L98 220H100ZM120 219V218H119ZM199 219V218H198ZM196 220V222L197 221H199V220ZM24 220V219H23ZM23 220H18L19 221V224L21 223V222H23ZM25 220H27V219H25ZM51 220H53V219H50V221H49V223L51 222ZM95 220V219H94ZM103 220V219H102ZM113 220V219H112ZM190 220V219H189ZM193 220V219H192ZM204 220H205V218H204ZM241 220V219H240ZM240 220H238V221H240ZM246 220V219H245ZM6 221V220H5ZM8 221H9V219H8ZM21 221V222H20ZM31 220H27V223H29ZM54 221V220H53ZM71 221H73L74 223H77L76 225H74V223L73 222H71ZM96 221V220H95ZM101 221V220H100ZM202 221H203V219H202ZM13 222V221H12ZM33 222L35 223V220L33 219ZM56 222V221H55ZM103 222V221H102ZM113 222V221H112ZM116 222V221H115ZM185 222V221H184ZM196 222H194L193 224H195ZM231 222V221H230ZM6 223H7V221H6ZM9 223V222H8ZM10 223H11V221H10ZM9 223V224H10ZM15 223H16V220H15ZM18 223V222H17ZM38 223H39V221H38ZM37 222L35 223V224H27V226L26 225H22L21 227H24V229H23V231L22 232H24V235L27 233V234H32V233H34L35 232V229H36V224H38ZM42 223H46L47 224V222H42ZM53 223V222H52ZM51 223V224H52ZM89 223H88V225H89ZM97 223V222H96ZM217 223H221V221L220 220H218L217 221ZM233 223V222H232ZM235 223V222H234ZM242 223H244L243 221L241 222V226H242ZM1 224V223H0ZM14 224V223H13ZM22 224V223H21ZM99 224V223H98ZM101 224V223H100ZM113 224V223H112ZM120 224V223H119ZM189 224H191V222H189ZM197 224V223H196ZM247 224V223H246ZM15 225V224H14ZM42 225V224H41ZM54 225V224H53ZM55 225L57 226V224L55 223ZM61 225V226H62ZM72 225V226H71ZM90 225H94V224H90ZM124 225V226H125ZM186 225V224H185ZM220 225V224H219ZM222 225V227H223V224H221ZM221 225H220V228H221ZM225 225V224H224ZM230 225H232V224H230ZM239 225V224H238ZM258 225H260V224H258ZM264 225V224H263ZM11 226V225H10ZM39 226V225H38ZM52 226V225H51ZM104 226V225H103ZM107 226V225H106ZM192 226V225H191ZM209 226V225H208ZM218 226V225H217ZM217 226H215L216 228H218ZM234 226H236V225H234ZM12 227V226H11ZM44 227V226H43ZM60 227V226H59ZM94 227H95V225H94ZM201 227V226H200ZM215 227H214V229H215ZM258 227V226H257ZM256 227V229H258ZM260 227V226H259ZM20 228V226L18 227V226H15V230H18ZM41 228V227H40ZM47 228V227H46ZM53 228V226L51 227V229ZM57 228V227H56ZM102 228V227H101ZM127 228V227H126ZM178 228V227H177ZM194 228H195V225H194ZM202 228V227H201ZM236 228V227H235ZM240 228V227H239ZM242 228V227H241ZM251 228H252V226H251ZM0 229H1V227H0ZM6 229V228H5ZM5 229H3V232H5L4 230ZM13 229H14V227H13ZM45 229V228H44ZM54 229H55V226H54ZM70 231H72V232H74V231H77V230H81L82 232H80V233H78L79 231H77V234H76V232H74L73 233V235L72 236H69L68 235V237H66L67 236V233L69 234V230ZM83 229V230H82ZM103 229H105V228H103ZM111 229V228H110ZM113 229H115L116 230V228H113ZM133 229V230H134ZM182 229V228H181ZM185 229L187 230L188 228H186L185 227ZM211 229V228H210ZM234 229V228H233ZM247 229V228H246ZM260 229H261V227H260ZM259 229V230H260ZM11 230H12V228H11ZM47 230H48V228H47ZM59 230H57L56 231V233H58V231ZM132 230V229H131ZM245 230V229H244ZM251 230V229H250ZM262 230V229H261ZM7 232H8V230H6ZM10 231V230H9ZM14 231V230H13ZM20 231V232H21ZM68 231V232H67ZM85 231V230H84ZM108 231V230H107ZM176 231V230H175ZM188 231V230H187ZM187 231H185V232H187ZM191 231V230H190ZM201 231V230H200ZM199 231V232H200ZM210 231V230H209ZM219 231V230H218ZM252 231H254L253 229H252ZM256 231V230H255ZM1 232V231H0ZM7 232H6V235H7ZM11 232V231H10ZM17 232H19V231H16V234H17ZM20 232H19V234H20ZM21 232V233H22ZM53 232V231H52ZM67 232V233H66ZM97 232V231H96ZM127 232V233H126ZM177 232V231H176ZM179 232V231H178ZM192 232H194V231H192ZM213 232H215V231H213ZM224 232V231H223ZM258 232V231H257ZM12 233V232H11ZM10 233V234H11ZM44 232H42V233H40V234H43ZM49 233V232H48ZM47 233V234H48ZM55 233V234H56ZM110 233V232H109ZM190 233L191 232H189L188 234L190 235ZM217 233V232H216ZM221 233V232H220ZM248 233H250V231L248 232ZM260 233V231L257 233V235H258V237H260L259 234ZM9 234V233H8ZM9 234V235H10ZM12 234H14V233H12ZM15 234V236H17ZM23 234V233H22ZM59 234V233H58ZM74 234H76V235H79V237H77V236H75ZM82 234V235H81ZM133 236H132V235ZM185 234V233H184ZM187 234V235H188ZM192 234V233H191ZM194 234V233H193ZM198 234V233H197ZM253 234V233H252ZM255 234V233H254ZM264 234V233H263ZM2 235V234H1ZM21 235V234H20ZM19 235V236H20ZM23 235V236H24ZM34 236H37L36 234H33ZM71 235V234H70ZM97 235L99 236L98 238H97ZM110 235V237H108ZM179 235V234H178ZM212 235V234H211ZM245 235V234H244ZM13 236V235H12ZM14 236V237H15ZM22 236V235H21ZM20 236V237H21ZM25 236H27V235H25ZM80 236H82V237H80ZM87 236H89V235H87ZM91 236H92V238H91ZM182 236H183V234H182ZM11 237V236H10ZM10 237H9V239H10ZM18 237V236H17ZM17 237H15V238H17ZM19 237V238H20ZM29 237V236H28ZM41 237V236H40ZM143 237V236H142ZM178 237V236H177ZM188 237V236H187ZM225 237V236H224ZM228 237V236H227ZM257 237V236H256ZM255 237V238H256ZM6 239H7V237H5ZM5 238H3V239H5ZM13 238V237H12ZM15 238H14V240H15ZM18 238V239H19ZM30 238H32V237H30ZM38 238V237H37ZM62 238V237H61ZM162 238V237H161ZM176 237H174V239H175ZM181 238V237H180ZM190 238H191V235H190ZM189 238V239H190ZM221 238V237H220ZM24 239V238H23ZM63 239V238H62ZM172 239H173V236H172ZM171 239V240H172ZM184 239V238H183ZM17 240V239H16ZM20 240H22V239H20ZM31 240H33V239H31ZM61 240V239H60ZM160 240V239H159ZM176 240H177V238H176ZM175 240V241H176ZM187 240V239H186ZM193 240V239H192ZM215 240V239H214ZM218 240V239H217ZM229 240V239H228ZM231 240H232V238H231ZM264 240V239H263ZM2 241V243H4V241L3 240H1ZM0 241V242H1ZM18 241V240H17ZM16 241V242H17ZM22 241H24V240H22ZM28 241V240H27ZM183 241V240H182ZM226 241H227V239H226ZM253 241V240H252ZM13 243H14V241H12ZM16 242L14 243V245L16 244ZM25 242V241H24ZM186 242V241H185ZM229 242H230V240H229ZM232 242V241H231ZM235 242V241H234ZM248 242H249V240H248ZM247 242V243H248ZM256 242V241H255ZM17 243H19V241L17 242ZM28 243V242H27ZM26 243V244H27ZM30 241H29V244H27V245H30ZM44 243V242H43ZM174 243V242H173ZM173 243H171V244H173ZM253 243H254V241H253ZM261 243V242H260ZM264 243V242H263ZM10 244H11V242H10ZM19 244H22V242L21 243H19ZM25 243H24V245H26ZM185 244V243H184ZM183 244V245H184ZM216 244V243H215ZM241 244V243H240ZM5 245H6V243H5ZM7 245H9L8 244V242H7ZM5 246V253H6V250H7V248L9 247V246ZM24 245H21V246H24ZM36 245H37V243H36ZM36 245H34V247L36 246ZM187 245V244H186ZM190 245V244H189ZM222 245V244H221ZM225 245V244H224ZM242 245V244H241ZM247 245H249V244H247ZM253 245V244H252ZM258 245H260V244H258ZM257 244H256V246H258ZM17 246H18V244H17ZM38 246H39V244H38ZM165 246H166V244H165ZM181 246V245H180ZM188 246V245H187ZM205 246V245H204ZM227 246V245H226ZM244 246V245H243ZM254 246V245H253ZM261 246V245H260ZM259 246V247H260ZM262 246H264L263 244H262ZM1 247H3V245H1ZM25 247V246H24ZM32 246L30 245V247L29 248H31ZM33 247V248H34ZM183 247V246H182ZM219 247V246H218ZM221 247V246H220ZM17 248V247H16ZM160 248V247H159ZM159 248H157V250L159 249ZM164 248V247H163ZM188 248H192L191 250H193V249H195V248H193L192 246L191 247H188ZM216 248H217V245H216ZM230 248V247H229ZM231 248H232V246H231ZM230 248V249H231ZM234 248V247H233ZM2 249V248H1ZM4 249V248H3ZM11 249V248H10ZM36 248H34V250H35ZM184 249V248H183ZM186 249H187V247H186ZM209 249V248H208ZM213 249V248H212ZM218 249V248H217ZM255 249V248H254ZM12 250V249H11ZM32 249H30V252H35L34 250H32ZM157 250H155V251H157ZM160 250H163L162 248H160ZM190 249H189V251H191ZM197 250V249H196ZM213 250H215V248L213 249ZM212 250V251H213ZM219 250V249H218ZM228 250V249H227ZM2 251V250H1ZM37 251V250H36ZM187 251V250H186ZM189 251H188V253H189ZM199 251V250H198ZM158 253H160L159 251H157ZM168 252V251H167ZM183 252V251H182ZM192 252V251H191ZM195 252V251H194ZM204 252V251H203ZM229 252V251H228ZM249 252V251H248ZM0 253H3V252H0ZM5 253H3V254H5ZM36 253V252H35ZM38 253L40 254V252L38 251ZM184 253V252H183ZM187 253V252H186ZM188 253L186 254L187 256H189L188 255ZM196 253V252H195ZM220 253V252H219ZM155 254V253H154ZM161 254V253H160ZM165 254V253H164ZM197 254L199 255V253L197 252ZM204 254H206V253H204ZM217 254H218V252H217ZM216 254V255H217ZM232 254V253H231ZM153 255V254H152ZM156 255V254H155ZM155 255L154 256H152V257H155ZM171 255V254H170ZM181 255H182V253H181ZM186 255H182L183 257L185 256L186 257ZM191 255V254H190ZM207 255H208V253H207ZM206 255V256H207ZM234 255V254H233ZM244 255V254H243ZM246 255V254H245ZM4 256V255H3ZM5 256H6V254H5ZM30 256V255H29ZM156 256H159V254L158 255H156ZM163 256V255H162ZM177 256V255H176ZM178 256H179V253H178ZM182 256H180V258H179V260H178V262L180 261L181 263H182V261L180 260L181 259V257ZM192 256V255H191ZM220 256H221V254H220ZM230 256V255H229ZM249 257H250V259L252 258V256L255 258L254 259V261H256L257 259H262L261 260V262H259V264H263L264 263V247H262L261 249H259V250H257V251H255V252H253L252 254L250 253L249 255H248ZM0 257H1V254H0ZM8 257H10V255H8L7 256V260H8ZM182 257V258H183ZM201 256L199 255L198 256V258H200ZM204 257H205V255H204ZM203 256H202V258H204ZM209 257H211V256H209ZM208 257V260L209 259H211V258H209ZM217 257V256H216ZM166 258V257H165ZM189 258V257H188ZM195 258H196V256H195ZM198 258H196V259H198ZM246 258H248V257H246ZM6 259V257H4V260ZM10 259V258H9ZM154 259V258H153ZM160 259V258H159ZM175 259V258H174ZM186 259V258H185ZM189 259H192L193 261L191 262V260H189L190 262V264H192L193 262H195L194 261V259L193 258H189ZM204 259H206V261H207V257H205ZM213 259V258H212ZM222 258H220L219 260H217L216 261V263L217 262H219L220 260H221ZM238 259V258H237ZM249 259V258H248ZM249 259V260H250ZM6 260V261H7ZM154 260H156V259H154ZM158 260V259H157ZM166 260H168V259H165V262H166ZM182 260H184V258L182 259ZM198 260H200V263H201V259H198ZM226 260V259H225ZM235 260V259H234ZM241 260V259H240ZM239 260V261H240ZM243 260V259H242ZM9 261V260H8ZM171 261H173V260H171ZM175 261H177V260H174V263H175ZM188 261V260H187ZM211 261V260H210ZM209 261V262H210ZM213 261V260H212ZM231 261V260H230ZM237 261V260H236ZM253 261V262H254ZM259 261V260H258ZM5 262V261H4ZM12 262V261H11ZM160 261H158V263H159ZM179 262V263H180ZM205 262V261H204ZM208 262V261H207ZM214 262V261H213ZM212 262V263H213ZM229 262V261H228ZM227 262V263H228ZM232 262V261H231ZM238 262V261H237ZM237 262L235 263V261H234V263L235 264H237ZM243 262H245V260L243 261ZM1 263H3V261L1 262ZM13 263V262H12ZM157 263V262H156ZM180 263V264H181ZM184 263V262H183ZM187 263V262H186ZM185 263V264H186ZM216 263H214V264H216ZM248 263H249V261H248ZM251 263V262H250ZM256 263H258V262H256ZM6 264V263H5ZM9 264H10V262H9ZM165 264V263H164ZM177 264V263H176ZM188 264V263H187ZM202 264H204L203 262H202ZM209 264H211V262L209 263ZM221 264H222V261H221ZM225 264V263H224ZM230 264V263H229ZM233 264V263H232ZM240 264H242V263H240ZM245 264H247V263H245Z\"/></svg>", "mask_w": 264, "mask_h": 264}]
</instances>
